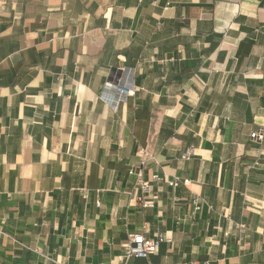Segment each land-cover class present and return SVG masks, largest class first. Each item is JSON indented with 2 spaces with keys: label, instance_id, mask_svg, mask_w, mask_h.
Instances as JSON below:
<instances>
[{
  "label": "crops",
  "instance_id": "crops-1",
  "mask_svg": "<svg viewBox=\"0 0 264 264\" xmlns=\"http://www.w3.org/2000/svg\"><path fill=\"white\" fill-rule=\"evenodd\" d=\"M118 69L139 81L120 104ZM255 131L264 0H0V264H122L144 224L172 239L154 263L264 264Z\"/></svg>",
  "mask_w": 264,
  "mask_h": 264
},
{
  "label": "built area",
  "instance_id": "built-area-1",
  "mask_svg": "<svg viewBox=\"0 0 264 264\" xmlns=\"http://www.w3.org/2000/svg\"><path fill=\"white\" fill-rule=\"evenodd\" d=\"M163 23L159 22L157 28L158 30L163 27ZM134 75L135 72L130 69H118L115 73L114 79L111 84L114 86V93L118 94V102H125L127 97H130L133 94L132 88L134 87ZM109 85V84H106ZM107 87V86H106ZM123 87V88H120ZM251 139H255L259 142H263L264 140V131H255L251 135ZM141 161L137 165H133L128 170V175L135 179V187L140 189L144 195L140 201L145 209L155 208L156 201L158 200V196L155 194L154 184L160 183L162 178L158 174H154L150 176L148 169V161L147 154L144 150L140 152ZM189 155V154H187ZM182 182L184 185H188L190 183L189 180L181 181L180 178H174L171 181H168L167 184L171 188H176L179 186V183ZM193 210L194 213L198 212L202 208V200L194 199ZM99 206V203H97ZM235 229L239 232L238 243L240 244L244 238L246 239L247 235V227L244 223H235ZM128 237L125 243L122 245L121 254L118 257L119 261L122 264H157L152 261H148L147 263H137V260L144 261L149 260L150 256H158L161 251V245L165 242L171 243L172 239L167 236V234H161L160 232L152 233L149 230L147 224L136 231L135 233H128ZM181 264H202L198 261L194 263H181ZM204 264H212L209 262H205Z\"/></svg>",
  "mask_w": 264,
  "mask_h": 264
},
{
  "label": "trees",
  "instance_id": "trees-1",
  "mask_svg": "<svg viewBox=\"0 0 264 264\" xmlns=\"http://www.w3.org/2000/svg\"><path fill=\"white\" fill-rule=\"evenodd\" d=\"M218 40H220V38L222 37L221 35H214ZM135 84L138 86L139 85V81L136 79L135 80ZM172 135V134H171Z\"/></svg>",
  "mask_w": 264,
  "mask_h": 264
},
{
  "label": "rangeland",
  "instance_id": "rangeland-1",
  "mask_svg": "<svg viewBox=\"0 0 264 264\" xmlns=\"http://www.w3.org/2000/svg\"><path fill=\"white\" fill-rule=\"evenodd\" d=\"M117 71V70H116ZM135 86V85H134ZM204 105H206V104H204ZM154 259V256H150V258H149V260H144V261H142V263H147L148 261H151V260H153Z\"/></svg>",
  "mask_w": 264,
  "mask_h": 264
},
{
  "label": "water",
  "instance_id": "water-1",
  "mask_svg": "<svg viewBox=\"0 0 264 264\" xmlns=\"http://www.w3.org/2000/svg\"><path fill=\"white\" fill-rule=\"evenodd\" d=\"M120 88H123V87H120Z\"/></svg>",
  "mask_w": 264,
  "mask_h": 264
}]
</instances>
